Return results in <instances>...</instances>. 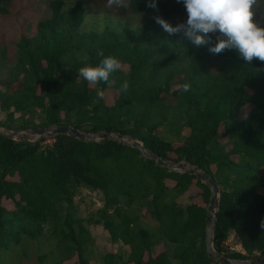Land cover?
<instances>
[{"label": "trees", "instance_id": "16d2710c", "mask_svg": "<svg viewBox=\"0 0 264 264\" xmlns=\"http://www.w3.org/2000/svg\"><path fill=\"white\" fill-rule=\"evenodd\" d=\"M157 4L158 11L148 7V0H131L133 13L147 12L151 18L135 28L97 32L80 29L86 13L82 0L71 5L51 0L49 16L37 21L33 34L20 35L13 66L0 77V110L6 114L0 127L68 125L90 134L110 132L140 141L163 160L197 166L220 187L215 249L221 251L219 242L235 233L246 253L226 256H263L264 63L245 64L234 50L214 55L211 43L197 47L185 35H169L154 18L178 15L186 21V9L172 0ZM6 12L0 6V13ZM99 51L128 65L127 72L113 74L118 94L109 105L97 97V89L107 85H89L77 71L97 65ZM124 80L130 87L120 92ZM185 83L191 85L188 92ZM246 104L248 113L238 117ZM178 122L188 131L179 145L155 131ZM26 137L0 132V249L19 243L21 234L45 247L46 224L51 235H43L55 245L52 251L67 249L68 256L77 253L78 263L87 264L82 255L90 240L87 221L100 224L112 243L129 247L126 258L104 252V264H219L205 253L207 207L170 198L195 185L208 203L210 190L194 175L168 170L114 139L57 134L43 146L41 138L30 143ZM81 188L101 195L102 205L87 218L75 212L74 196ZM3 199L12 200L14 208L7 210ZM160 243L164 249L155 253Z\"/></svg>", "mask_w": 264, "mask_h": 264}, {"label": "rangeland", "instance_id": "374dc122", "mask_svg": "<svg viewBox=\"0 0 264 264\" xmlns=\"http://www.w3.org/2000/svg\"><path fill=\"white\" fill-rule=\"evenodd\" d=\"M51 0H0V6L4 7L7 12L0 13V77L5 75L13 65L15 61L16 48L15 44L21 34L31 35L34 33L35 25L39 19H44L50 14L49 3ZM66 5H71L77 0H64ZM85 7V16L81 24L80 29L85 31H97L102 32L105 29L123 30L125 28H135L145 21L151 18V15L147 12L133 13L130 7L127 10L118 9L116 7L109 8L107 6V0H82ZM173 2L184 6L182 2L178 0H172ZM187 14V12H186ZM163 18V17H162ZM155 19V18H154ZM170 24H181L186 23L178 15L172 16L171 19L163 18ZM256 20L259 23L264 24V0L261 1L260 6L257 10ZM156 22V21H155ZM159 25V24H158ZM159 27H161L159 25ZM164 31V29L161 27ZM180 35H184L183 32ZM214 38V36H211ZM122 64V70L127 72L128 65ZM178 85L175 84L172 89ZM0 89H4V86L0 84ZM106 95L103 98L106 104H112L114 98L118 92L115 88L105 89ZM250 104H246L239 112L238 117H244L249 109ZM16 117L19 116V112L14 114ZM6 117L4 112L0 110V121H3ZM24 120L28 118V115H23ZM37 122V119H34ZM32 129V128H29ZM15 136L24 135L25 130H14ZM13 130H8L0 127V132L12 133ZM156 133L169 140L174 146L179 145L184 137L187 135V129L179 122L173 125H161L155 130ZM21 132V133H20ZM222 132V127L220 128ZM26 133V132H25ZM114 135V134H113ZM38 136V135H35ZM42 137L44 135H41ZM115 136V135H114ZM47 137H44L46 140ZM127 139V138H124ZM43 140V141H44ZM224 140V139H223ZM235 160L237 156L234 155ZM264 172V168H263ZM168 186H172L173 183L170 180H166ZM170 198L177 201L180 205L193 202L198 205L207 207V202L203 200L202 190L195 185H192L187 191L182 194L173 195ZM75 201V212L82 218H87L96 208L102 205L101 195L97 191H91L85 188L77 191L74 196ZM2 204L7 210L14 208V203L10 199H3ZM140 221H145L143 218ZM152 225V224H151ZM153 224L152 226H154ZM85 226L90 230V240L83 246L82 255L87 261V264H104L103 253L110 251L117 253L123 258H126L129 247L120 242L112 243L109 240V235L102 228L100 224L87 223ZM51 235V228L44 224L42 226V239L41 243L45 247H37L35 240L29 238L25 234L20 235L19 243L10 244L7 248L0 249V264H53L57 259L60 260L59 264H79L77 253L73 255H67V249H62L59 252L52 251L55 249L54 244L46 243L48 238L45 235ZM236 238L232 233L229 235ZM164 249L162 243L155 247V253L160 252ZM39 250V251H38ZM242 253V252H241ZM246 252L244 251L243 254ZM257 256L254 259H247L255 261L260 258L259 252L253 253ZM41 255V259H39Z\"/></svg>", "mask_w": 264, "mask_h": 264}, {"label": "clouds", "instance_id": "9594fccd", "mask_svg": "<svg viewBox=\"0 0 264 264\" xmlns=\"http://www.w3.org/2000/svg\"><path fill=\"white\" fill-rule=\"evenodd\" d=\"M178 2H182L186 9V23L174 27L162 17H155L156 23L169 35L183 32L197 47L211 43L209 52L214 55L234 50L245 64H252L254 60L264 63V25L256 20L261 0H178ZM107 6L127 10L131 6V0H107ZM148 7L159 10L157 0H148ZM206 36H214L215 39L210 42ZM97 55L102 57L97 65L86 64L77 69L79 79L83 78L89 85L103 83L108 89H112L117 83L113 74L121 70L122 64L114 56H105L103 51H99ZM82 59L86 62L88 56L85 54ZM129 87V81L124 80L119 91L127 92ZM182 88L188 92L191 85L185 83ZM105 95V90L97 89L99 99H103ZM261 227H264V222Z\"/></svg>", "mask_w": 264, "mask_h": 264}, {"label": "water", "instance_id": "95a60500", "mask_svg": "<svg viewBox=\"0 0 264 264\" xmlns=\"http://www.w3.org/2000/svg\"><path fill=\"white\" fill-rule=\"evenodd\" d=\"M27 133L36 134V135H47L53 137L57 134H68L76 138H79L84 141H96L101 139H114L120 144L130 146L138 150L139 154L145 158H148L158 165L168 169L176 170L180 172H185L187 174L194 175L198 180L203 182L210 190L209 202L207 204L208 220L205 225V235H204V248L205 253L209 256L210 259L216 261L219 264H264V255L255 261L251 260H239L232 259L226 256L224 253L218 251L213 246L214 240V222L216 219V211L218 208V201L220 195V187L214 180L207 175L204 171L200 170L197 166L189 165L185 161L170 162L163 160L160 157L156 156L154 153L148 152L143 144L136 139H124L122 136L113 135L110 132L99 131L96 133H85L81 132L73 127L68 125H61L57 127H44V128H34L25 130ZM17 132L9 133V136L16 135Z\"/></svg>", "mask_w": 264, "mask_h": 264}, {"label": "built area", "instance_id": "2783aa9c", "mask_svg": "<svg viewBox=\"0 0 264 264\" xmlns=\"http://www.w3.org/2000/svg\"><path fill=\"white\" fill-rule=\"evenodd\" d=\"M26 132V131H25ZM26 140L30 143L35 142L38 138H41V142L40 144L43 146L46 145H51L53 138L47 135H44L43 137L41 135L35 136L33 134H29V133H25ZM21 133V132H20ZM8 135V133H5ZM44 137H47L46 140H44ZM14 139H20L21 136H13ZM44 140V141H43ZM219 247L221 249L222 253H229L232 251L235 252H244L243 248L241 247V244L239 242H237L236 238L232 237V236H227L225 238H223L220 242H219Z\"/></svg>", "mask_w": 264, "mask_h": 264}]
</instances>
